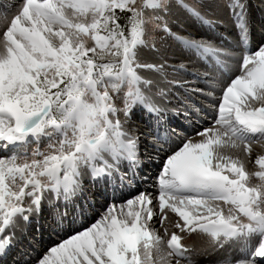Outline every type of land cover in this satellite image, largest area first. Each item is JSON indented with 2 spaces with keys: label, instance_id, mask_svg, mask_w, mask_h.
Listing matches in <instances>:
<instances>
[{
  "label": "snow or ice",
  "instance_id": "snow-or-ice-1",
  "mask_svg": "<svg viewBox=\"0 0 264 264\" xmlns=\"http://www.w3.org/2000/svg\"><path fill=\"white\" fill-rule=\"evenodd\" d=\"M251 7L0 0V264H264Z\"/></svg>",
  "mask_w": 264,
  "mask_h": 264
},
{
  "label": "rangeland",
  "instance_id": "rangeland-1",
  "mask_svg": "<svg viewBox=\"0 0 264 264\" xmlns=\"http://www.w3.org/2000/svg\"><path fill=\"white\" fill-rule=\"evenodd\" d=\"M257 11H258L257 8L251 7V12H252V17H253L252 25H254V28L256 30L255 34L253 33L255 30L252 32V36H254V45H256L258 42L261 41V37H264V26H262V22H264V11H263V13L262 12L258 13ZM257 16H258V20H257ZM173 30L175 31L176 28H174ZM141 152L143 153V158L145 159V161H146L147 164H148L149 161L150 162L151 161L158 162V158L149 160V157H156V153H155V151L152 149V147L150 145H148V146L147 145L146 146H142ZM155 170H156V165H148V167H146L143 170L142 175L144 173H147L150 176L151 175H154L155 174ZM130 190L131 189L128 188V187L125 188V191L126 192L127 191H130ZM91 191L92 192H95L96 189L92 188ZM96 199H97V201L99 203V202H102V199L103 198L97 196ZM54 239H55V236H50V235H48L46 233L41 243H43L45 240H54Z\"/></svg>",
  "mask_w": 264,
  "mask_h": 264
},
{
  "label": "bare ground",
  "instance_id": "bare-ground-1",
  "mask_svg": "<svg viewBox=\"0 0 264 264\" xmlns=\"http://www.w3.org/2000/svg\"><path fill=\"white\" fill-rule=\"evenodd\" d=\"M249 2H250V4H251V6L252 7H254V8H257L258 9V13H260V12H262L263 13V11L261 10V8H260V2H261V0H249ZM257 20H258V16H257ZM255 30V28H254V25H252V32ZM255 32H256V30L253 32L254 34H255ZM227 33V32H226ZM225 33V34H226ZM226 35H228V33L226 34ZM252 43H253V45H254V36H252ZM148 146V145H147ZM151 149V148H150ZM150 154V153H149ZM154 154V153H153ZM152 163V164H151ZM158 162H154V161H149L148 162V165H156ZM135 183H138V181H136V182H134V184ZM95 189V188H94ZM99 204V203H98ZM50 241L51 240H45L42 244H47V243H50Z\"/></svg>",
  "mask_w": 264,
  "mask_h": 264
}]
</instances>
